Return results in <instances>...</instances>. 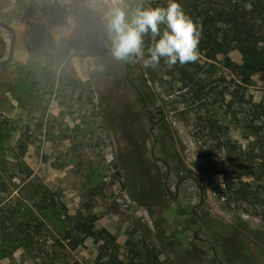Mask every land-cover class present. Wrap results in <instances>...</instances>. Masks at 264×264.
I'll list each match as a JSON object with an SVG mask.
<instances>
[{
  "label": "rangeland",
  "instance_id": "rangeland-1",
  "mask_svg": "<svg viewBox=\"0 0 264 264\" xmlns=\"http://www.w3.org/2000/svg\"><path fill=\"white\" fill-rule=\"evenodd\" d=\"M35 1L57 17L53 0ZM113 2L57 0L54 22L29 0H0L14 31L0 67V264H37L31 246L8 248L19 225L39 226L47 245L77 209L95 214L123 260L145 250L155 264H264V204L227 188L246 183L264 196V123L249 112L264 103V67L243 84L221 55L200 59L190 81L163 60L155 69L116 61L104 20ZM9 38L0 25V60ZM95 247L87 238L67 262L92 264Z\"/></svg>",
  "mask_w": 264,
  "mask_h": 264
},
{
  "label": "trees",
  "instance_id": "trees-1",
  "mask_svg": "<svg viewBox=\"0 0 264 264\" xmlns=\"http://www.w3.org/2000/svg\"><path fill=\"white\" fill-rule=\"evenodd\" d=\"M184 12L193 20L198 27L200 38L198 43V58L195 62L172 66L183 76L186 74L187 81L193 79L201 68L200 59L204 63L217 61L221 55V64L239 82L249 83L254 71L264 67V0H179ZM234 48L240 55V61H233L225 54L224 48ZM185 79V81H186ZM182 81L183 78H182ZM195 83V82H194ZM202 86L198 88L201 95ZM197 93V94H198ZM227 105H233V101L227 100ZM250 113L252 120L262 118L264 123V103L250 102ZM208 128L213 129L215 123L207 121ZM217 126V125H216ZM218 127V126H217ZM21 135L16 138L15 146L22 147ZM25 145V144H24ZM24 147V146H23ZM17 167L28 168L23 165L20 158L15 161ZM244 174L254 172V168L244 166ZM240 197L246 198L252 204H264V196L261 198L257 187L251 188L246 183L227 185ZM95 214L90 210L77 209L67 218L66 227L60 238H56L43 245L34 234L40 231L39 226L31 225L29 222L19 225L13 224L12 229L18 227V241L10 242L9 249L24 251L26 246H31L27 251L37 250L42 261V255L50 258V264H79L76 260L67 262V253L76 250L89 238L95 244V254L92 264H155V258L148 255L145 250L139 253L140 258L135 260L131 256L127 260L118 258L119 248L114 236L105 227H98L95 223ZM3 221L0 220L2 226ZM40 242L38 246L36 243ZM35 244V246H34ZM35 247V248H34ZM4 249L0 256L4 257ZM38 254V255H39ZM41 261L37 264H43Z\"/></svg>",
  "mask_w": 264,
  "mask_h": 264
},
{
  "label": "clouds",
  "instance_id": "clouds-1",
  "mask_svg": "<svg viewBox=\"0 0 264 264\" xmlns=\"http://www.w3.org/2000/svg\"><path fill=\"white\" fill-rule=\"evenodd\" d=\"M104 20L110 53L116 61L140 62L145 68L155 69L161 60L172 67L198 58L200 33L179 0L155 6L151 0H137L131 9L114 0ZM145 38L150 41L147 48Z\"/></svg>",
  "mask_w": 264,
  "mask_h": 264
},
{
  "label": "water",
  "instance_id": "water-1",
  "mask_svg": "<svg viewBox=\"0 0 264 264\" xmlns=\"http://www.w3.org/2000/svg\"><path fill=\"white\" fill-rule=\"evenodd\" d=\"M29 1L34 6H36L38 10L43 12L45 15H47L48 18H50L54 22H59L60 21L61 14L59 12L58 4H56L57 0H53V3H52L53 7H54V11H55L57 17H54L52 14H50V12L47 10V8L42 7L40 4L36 3L35 0H29ZM0 25L4 26L10 32L8 53H7V56L3 60H0V67H1L5 63H7L12 57V52H13V48L12 47H13V42H14V31H13V29L10 26H8L7 24L3 23L2 21H0ZM151 113H155V112H151Z\"/></svg>",
  "mask_w": 264,
  "mask_h": 264
},
{
  "label": "flooded vegetation",
  "instance_id": "flooded-vegetation-1",
  "mask_svg": "<svg viewBox=\"0 0 264 264\" xmlns=\"http://www.w3.org/2000/svg\"><path fill=\"white\" fill-rule=\"evenodd\" d=\"M197 237V236H196ZM197 238H199V237H197Z\"/></svg>",
  "mask_w": 264,
  "mask_h": 264
}]
</instances>
